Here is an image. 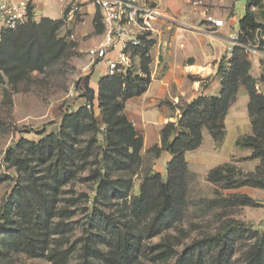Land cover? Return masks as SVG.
Returning <instances> with one entry per match:
<instances>
[{"label":"trees","instance_id":"obj_1","mask_svg":"<svg viewBox=\"0 0 264 264\" xmlns=\"http://www.w3.org/2000/svg\"><path fill=\"white\" fill-rule=\"evenodd\" d=\"M252 6L264 11V0H247L246 13L239 20L244 42L254 39L257 29L264 32V23L256 19ZM62 21L43 17L36 22L31 11L29 21L17 32L6 33L0 42V80L4 73L9 74L13 70L40 67L44 62V48L49 47L42 37L52 26L59 27ZM152 43L150 38L143 37L134 50L141 57L140 73L130 70L126 75H104L94 89L90 85L91 72L81 88L84 106L64 113L59 134L49 135L38 143L28 142L33 156L44 158L46 167L42 176L36 175L25 159L15 158L13 152L17 169H25L27 173V183L19 185L9 196L0 221L1 259L24 253L29 257L45 258L54 264L70 261L77 248L63 247V239L74 228L65 221L72 216L69 209L59 206L61 188L89 169L90 159L96 152L97 133L102 126L106 146L99 151L100 167L93 170L89 178L97 182L94 201L103 199L104 202L113 198L123 201V216L113 217L93 205L87 214L93 231L82 242L77 264H95L96 260L105 264H139L143 238L172 229L183 220L188 180L192 173L185 153L201 146L204 127L208 128L217 144L223 142L228 109L241 86L250 96L248 110L253 130L251 134L239 137L236 144L251 148L252 153L245 160L259 159L260 164L254 171L239 170L236 173V167L228 162L212 169L208 180L226 183L228 188L252 186L264 189V96L255 89L256 81L250 74L252 64L240 47L235 49L230 61L223 59L219 64L221 92L218 95H201L185 105L178 124L169 122L163 128L161 146L154 145L148 150L156 151L157 156L163 151L172 155L166 165V179L160 171L151 170L144 176L139 194L133 195L130 182L112 178V171L123 168L125 161L130 165L142 160L143 137L127 117L125 107L129 98L145 93L151 82L149 50ZM11 62L12 68L7 66ZM97 111L101 120L97 118ZM88 132L94 134L84 144L85 140L80 137ZM82 195L88 196L82 193L72 203L79 201ZM233 196L242 205L253 201L246 194ZM245 231L228 224L179 255L169 243L156 244L158 252L154 258L167 261L177 256L175 264H235L239 252L237 243ZM248 239V244L240 251V264H264V230L251 232Z\"/></svg>","mask_w":264,"mask_h":264},{"label":"rangeland","instance_id":"obj_2","mask_svg":"<svg viewBox=\"0 0 264 264\" xmlns=\"http://www.w3.org/2000/svg\"><path fill=\"white\" fill-rule=\"evenodd\" d=\"M246 4L247 0H238L241 16L245 14ZM251 9L255 12L256 19L264 23V11L255 6ZM81 16L82 14L78 13L76 18L68 19L65 15L59 18L63 20L59 27L52 26L48 29L42 40L47 42L49 47L44 48V62L40 67L13 70L9 74L4 73L0 80V221L5 213L9 196L19 185L27 183V173L25 169H17L14 163L15 158L25 159L35 174L42 176L46 167L43 163L44 158L34 157L28 149V142L38 143L49 135H58L64 113L68 110H76L85 104L81 88L84 86L85 77L95 68L92 51L102 40L103 24L99 13H96L89 23L76 27L82 21ZM75 21L78 23L76 24ZM133 54L131 71L137 72L141 57L139 54ZM7 66L12 68V62ZM102 66H96L93 82L103 72ZM97 118L101 120L99 111H97ZM204 129L208 130L206 127ZM102 130L104 129L101 126L94 148L96 152L90 159L89 169L61 188L59 206L69 209L72 216L65 221L69 227L74 228L63 239V247L77 248L67 264L78 263L82 242L89 232L93 231L88 224L87 214L94 204L99 210L113 217L123 216L121 214L124 209L123 201L116 198L104 202L103 199L94 201L97 198V182L89 178L92 176V171L100 167L99 151L102 146H106ZM93 134L94 132H88L80 138L85 140L83 143L86 144ZM13 152L15 158H12ZM156 153V151H142L140 163L129 165V161H125L123 168L112 171V178L130 182L131 192L133 195H138L144 176L151 170L159 171V167L156 166ZM245 158L247 157L241 156L230 160L236 167V173L239 170L250 172L252 165ZM161 173L166 179V170ZM243 188H228L226 183H214L208 180V176L200 177L190 173L183 220L176 227L154 237L145 236L142 241L143 251L139 264H175L177 256L167 261L155 259V254L158 252L155 245L169 243L179 255L194 243L218 233L228 224L240 230H247L243 232L244 237H241L237 243L239 252L236 255L235 264H240V251L248 244L250 233L264 230V189L247 186V191H244ZM82 193H86L87 198L82 195L79 201L72 203V200ZM235 194H246L253 201L248 205H242L234 198ZM0 264L54 263L42 257H29L27 254L18 253L12 254L7 259L0 258ZM95 264L105 263L96 260Z\"/></svg>","mask_w":264,"mask_h":264},{"label":"crops","instance_id":"obj_3","mask_svg":"<svg viewBox=\"0 0 264 264\" xmlns=\"http://www.w3.org/2000/svg\"><path fill=\"white\" fill-rule=\"evenodd\" d=\"M80 1L82 21H75L78 23L76 27L89 23L96 13L100 14L93 0ZM205 1L216 18H229L233 24L214 25L205 18L201 8H192L188 0L156 1L162 16L154 22V31L149 37L153 41L149 50L151 82L145 93L129 98L125 107L127 117L143 137L144 152L154 145L161 146L163 128L169 122L178 124L185 105L201 95H218L221 92L219 64L223 59L230 61L226 55L230 34L238 28L243 16L238 0ZM32 11L36 21L43 17L59 19L67 15V6L62 0H32ZM97 65H103V72L93 82ZM97 65L90 78V85L94 89L99 79L106 75L105 65ZM137 73H140V68ZM250 74L256 82L264 84V66H253ZM249 101V94L241 87L237 100L229 107L225 119L226 135L221 144L216 143L207 129L203 130L201 146L185 153L192 173L207 177L212 169L230 162L232 158L251 155V148L236 144L239 137L251 134L253 130ZM171 158L168 151L161 152L155 158L159 171L166 170ZM248 162L252 165L249 171H254L260 164L259 159ZM246 187L242 186L244 191H247Z\"/></svg>","mask_w":264,"mask_h":264},{"label":"built area","instance_id":"obj_4","mask_svg":"<svg viewBox=\"0 0 264 264\" xmlns=\"http://www.w3.org/2000/svg\"><path fill=\"white\" fill-rule=\"evenodd\" d=\"M67 6V18L74 19L81 11L80 0H62ZM157 1V0H156ZM152 0H93L101 15V42L92 51L95 65L104 64L106 75H126L133 65V53L143 37L149 38L154 22L162 13ZM192 8H201L205 18L216 26L231 23L216 18L205 0H188ZM32 0H0V42L4 35L17 30L30 19ZM33 15V11H32ZM235 19V17H234ZM240 26L230 34L226 55L230 60L236 48H243L254 67L264 66V32L257 29L255 38L243 41ZM256 91L264 96V84L255 82ZM91 108V104L87 103Z\"/></svg>","mask_w":264,"mask_h":264},{"label":"bare ground","instance_id":"obj_5","mask_svg":"<svg viewBox=\"0 0 264 264\" xmlns=\"http://www.w3.org/2000/svg\"><path fill=\"white\" fill-rule=\"evenodd\" d=\"M199 71V70H198Z\"/></svg>","mask_w":264,"mask_h":264}]
</instances>
